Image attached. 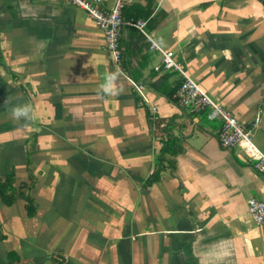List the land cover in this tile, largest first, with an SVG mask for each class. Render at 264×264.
<instances>
[{"label":"crops","instance_id":"0c3cea01","mask_svg":"<svg viewBox=\"0 0 264 264\" xmlns=\"http://www.w3.org/2000/svg\"><path fill=\"white\" fill-rule=\"evenodd\" d=\"M129 4L152 11L124 18L118 66L71 1L0 0V264H264L247 207L264 200V172L219 143L221 118L179 101L181 74L150 46L264 150V0ZM23 104L33 119L11 116Z\"/></svg>","mask_w":264,"mask_h":264},{"label":"built area","instance_id":"2783aa9c","mask_svg":"<svg viewBox=\"0 0 264 264\" xmlns=\"http://www.w3.org/2000/svg\"><path fill=\"white\" fill-rule=\"evenodd\" d=\"M69 1L84 9L103 31L105 44L110 56L114 63L119 66L121 63V49L119 45L120 28L127 22L122 16V9L128 0H115L108 8L102 5L101 0ZM130 23L139 27L147 35L143 29L146 23L145 19H139ZM147 36L150 37L149 35ZM150 40V46L159 49L162 53L160 67L167 70L179 71L182 76L176 89V96L179 101L184 105H188L192 111L206 109L209 118H221L222 124L217 131L219 143L225 147L241 146L246 156L253 161L254 167L260 172H264V150L254 141L251 129L244 126L229 109L215 100L191 77L181 62L174 58L172 50H164L154 40ZM155 68L158 69L159 65L155 66ZM131 81L135 89L144 96V85L134 80ZM150 112L151 117L155 120L157 115L154 105H150ZM258 121L259 116L256 115L252 123L253 126H256ZM247 207L256 223L264 222V200L253 196L249 197L247 199Z\"/></svg>","mask_w":264,"mask_h":264},{"label":"clouds","instance_id":"9594fccd","mask_svg":"<svg viewBox=\"0 0 264 264\" xmlns=\"http://www.w3.org/2000/svg\"><path fill=\"white\" fill-rule=\"evenodd\" d=\"M116 79H117L116 73H111L106 77L105 83L101 84L100 86L103 93L109 95L114 93ZM10 111H11V116L16 120H20V119L31 120L34 118L32 107L30 104L15 106Z\"/></svg>","mask_w":264,"mask_h":264},{"label":"trees","instance_id":"16d2710c","mask_svg":"<svg viewBox=\"0 0 264 264\" xmlns=\"http://www.w3.org/2000/svg\"><path fill=\"white\" fill-rule=\"evenodd\" d=\"M137 8H138V6H134L131 4L125 5L122 9V16L126 19L129 18V16L132 19H137L139 17L148 16L150 14V12L152 11V8L150 5H146V6H142V7L140 6V8H138V9ZM135 10H136V12H134ZM146 27H147L146 32H148V29H149L148 25H146ZM142 34L144 36H146L143 32H142ZM120 42H121V28H120V36H119V45H120ZM121 55H122V53H121ZM4 185H6V184H4ZM2 192H4V191L2 190Z\"/></svg>","mask_w":264,"mask_h":264}]
</instances>
